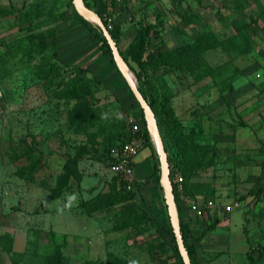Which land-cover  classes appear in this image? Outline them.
<instances>
[{"label":"rangeland","instance_id":"obj_1","mask_svg":"<svg viewBox=\"0 0 264 264\" xmlns=\"http://www.w3.org/2000/svg\"><path fill=\"white\" fill-rule=\"evenodd\" d=\"M130 3L103 12L91 2L115 16L118 50L134 70L148 52H164L192 71L173 67L164 78L183 136L192 137L177 144L198 185L192 196L220 206L202 220L179 207L198 263L248 264L249 246L264 244V0ZM243 31L245 40L236 37ZM39 42L46 45L29 51ZM79 68L92 81L90 99L57 97ZM209 70L194 82L192 74ZM141 126L137 101L71 0H0V251L11 264H47L55 249L61 264H182L163 229L170 222L154 145L143 150L151 162L135 168L134 185L107 168L110 148ZM73 157L66 191L52 198ZM102 194L115 204L87 211ZM230 203L231 211L221 207ZM116 213L129 225L114 229Z\"/></svg>","mask_w":264,"mask_h":264},{"label":"trees","instance_id":"obj_2","mask_svg":"<svg viewBox=\"0 0 264 264\" xmlns=\"http://www.w3.org/2000/svg\"><path fill=\"white\" fill-rule=\"evenodd\" d=\"M94 1L97 4H101L102 9H103L102 11L104 12V8H107L104 0H92V1L83 0V3L86 7L92 9L93 7H92L91 2L94 3ZM94 11L101 17L104 24L107 25L104 17L102 16V11L101 12L97 10H94ZM76 15L83 22V24L91 32H93L94 35L101 41L104 53L110 58L111 62L114 64L111 50L102 34V31L99 29V27L85 20L82 16L78 15L77 13ZM178 15L181 17L180 22L184 23L185 25H188L194 21V18L183 17L182 14H178ZM245 25H247V22L242 21L241 27H244ZM145 29L146 31L148 30V28H145ZM108 30H109V33L111 34V37L113 38V40L115 41L117 45L119 27L115 21L111 24L110 27H108ZM236 37L240 38L241 40H245L248 38V36L245 34L244 31L241 34H238V36ZM45 45L46 44L39 42L35 44V46H32L29 49V51H32V52L35 50L40 51ZM120 55L123 58V61L125 62V64L135 74L138 90L140 91L144 99L147 101L148 105L151 107L154 113L160 135L166 143V145L164 144V148H165L166 153L168 152L167 156H168V162L170 166L171 180L173 179L174 174L176 173L175 169L180 170L183 173L182 182H181L182 194L193 197L192 195L196 193L195 191H197L196 187L198 185L194 184L191 181L192 174H190L185 164V160L181 156V151L177 147L178 140L180 139V137H183V139L186 142H189V140H191L192 137L190 136V134L183 136L182 125L180 121L178 120L176 113L174 111V108L172 106V103H171L173 92L171 91L169 85L167 84L164 78V74L168 72H172L174 69L173 67H175L180 73H190L192 71L190 69L189 71L186 64H184L183 62L178 63L177 65H173L169 63L166 59V53L164 52H160L157 54H154L153 52H148L146 59L139 64V67H140L139 70H134V68L130 65L126 55H123L121 53ZM162 67H164V71L160 74H157L156 70ZM209 72L211 71L209 70V71H205L202 73L192 74L194 82L200 81L202 78L208 75ZM91 82L92 81L85 76V73H83V70L79 68V73H74V76H71L67 78L66 80H61L60 84L58 85V87L60 86L61 88L60 90H58L56 95L59 98L61 97L68 98V99L75 98L78 101L90 99V97L92 96V83ZM76 107L82 108V105H80V103H76ZM141 121H142V126L141 128L138 129L136 133L140 134L144 138L145 140L144 147L148 146L152 148L153 143L151 141V137L149 135V131L146 125V120L144 118V114L142 110H141ZM119 144L120 143L118 142L117 144L113 146H116ZM76 160L77 158L73 157V158L68 159L64 163L62 173L58 176V180L56 181L55 186L52 189H50L52 198H58L59 196L63 195L64 192L66 191L65 189L68 185L69 176L73 169L72 166L75 164ZM172 184H173V194H174L177 212L179 216V230L182 235L185 249L187 251L191 264H199L197 260L195 245L193 242L189 241L192 238V231L188 223L184 219L181 218L180 213H179V207H181V202H182V199L180 196L181 194L176 189V185L173 182ZM207 198H210V197H207ZM114 204H115V200L111 198V196L102 194V195L97 196L95 204L88 207L87 211H91L88 209L102 210L105 208H110ZM114 215H115V221H114V226H113L114 229H121L129 225V222L126 216H121L119 213H116ZM217 223H218V220L215 219L211 224H209L205 228L204 231L206 232V231L213 229ZM163 229L168 235H171V240L174 243L176 251L178 252L171 225L165 226L163 227ZM255 254H257V256H255ZM261 258L264 259V244L249 246L248 250L246 251V259H247L248 264H262V263H259V259ZM47 264H61V254L57 249L54 250L52 257L50 258L49 263Z\"/></svg>","mask_w":264,"mask_h":264},{"label":"water","instance_id":"obj_3","mask_svg":"<svg viewBox=\"0 0 264 264\" xmlns=\"http://www.w3.org/2000/svg\"><path fill=\"white\" fill-rule=\"evenodd\" d=\"M71 2L78 15L82 16L85 20L95 24L102 31V34L111 50L112 58L116 68L121 73L128 88L130 89L131 93L133 94L135 100L137 101L140 109L144 114L147 129L149 131L151 141L156 150L160 163V168L162 171L161 185L164 193L163 197L167 208V215L169 218V222L175 238L176 247L181 257L182 263L191 264L189 256L187 254V251L183 243L182 235L179 230V218H178L177 207L173 194V184L170 178V166L168 162V156L164 148V144L157 126L154 113L151 107L148 105L147 101L144 99V97L141 95L140 91L138 90L137 84L125 74L123 68L128 70V66L123 61V58L120 55L118 47L115 41L113 40V38L111 37V34L109 33V30L102 21L101 17L94 10L86 7L82 0H71ZM149 120L152 123L153 137L149 128Z\"/></svg>","mask_w":264,"mask_h":264},{"label":"built area","instance_id":"obj_4","mask_svg":"<svg viewBox=\"0 0 264 264\" xmlns=\"http://www.w3.org/2000/svg\"><path fill=\"white\" fill-rule=\"evenodd\" d=\"M123 1L131 4L133 0H104L108 10H118L119 4ZM134 15L130 14L129 19H132ZM104 19L107 23L106 27H110L115 21L114 15H104ZM129 122L132 120L129 119ZM138 131V129L136 130ZM145 145V140L140 134H136L130 139L113 146L109 150V160L107 163L108 171L113 175L122 179L127 186L135 184V178L133 177V165L134 157L141 151ZM172 182L176 185V189L180 192L182 201L186 204L188 209L194 214L196 218L202 220L206 218L208 212L218 209L220 206L212 200L204 196L191 197L182 194V176L178 173L174 174ZM235 205L233 203L222 205L224 210L231 211Z\"/></svg>","mask_w":264,"mask_h":264},{"label":"crops","instance_id":"obj_5","mask_svg":"<svg viewBox=\"0 0 264 264\" xmlns=\"http://www.w3.org/2000/svg\"><path fill=\"white\" fill-rule=\"evenodd\" d=\"M145 148L146 146L143 147L141 151L134 157L133 171L135 170V168L137 169V167L139 168V167H143L144 165H146L148 163V160H150L151 162V159H149L151 152H149L148 150L147 152L142 153ZM134 175L137 178V174L135 173ZM140 176L144 177L142 174ZM181 206H184L186 208V204L183 201L181 202ZM220 224H225V221H222ZM12 244H13V249H14L13 251H15L17 248L15 237L12 241ZM0 264H11L9 256L3 251H0Z\"/></svg>","mask_w":264,"mask_h":264},{"label":"bare ground","instance_id":"obj_6","mask_svg":"<svg viewBox=\"0 0 264 264\" xmlns=\"http://www.w3.org/2000/svg\"><path fill=\"white\" fill-rule=\"evenodd\" d=\"M123 69H124L125 74L133 80V75L130 72V70L129 69L127 70L125 68H123ZM149 128H150V131H151V134H152V137H153V128H152V123H151L150 120H149Z\"/></svg>","mask_w":264,"mask_h":264}]
</instances>
